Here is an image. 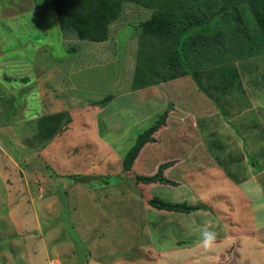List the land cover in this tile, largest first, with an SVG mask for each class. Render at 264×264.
Wrapping results in <instances>:
<instances>
[{"label":"rangeland","instance_id":"1","mask_svg":"<svg viewBox=\"0 0 264 264\" xmlns=\"http://www.w3.org/2000/svg\"><path fill=\"white\" fill-rule=\"evenodd\" d=\"M215 1L218 7L226 5L227 16L214 25L206 39L195 40V44L225 61L264 54V0ZM80 2L86 3L80 19L91 21L92 27L104 26L103 31L78 33L60 27L54 0H0V169L7 173L0 175V253L9 236L20 240L28 234L38 236L35 230L16 232V222L26 229L43 219L45 224L39 229L45 233L50 228L47 221H60V216L81 257H87L89 251L104 254L106 261L145 254L141 258L160 257L150 264H180L187 258L196 264L201 254L210 256L217 251V247L210 252L197 247L199 229L210 222L217 232L216 243L221 242L220 259L213 256L211 264H264V187L260 176L264 173V130L256 129V136H251L254 128H264V58L251 68V75L258 78L256 89L250 81L248 96L241 90L235 91L238 95L231 92L237 101L233 109L246 111L241 113L243 125L233 121L231 128L241 143L227 145L238 157L210 159L197 143L191 121L180 126L171 118L169 127L164 122L149 133V141L130 169L124 170L125 153L160 115L156 119L152 114L132 125V111L128 116L118 112L123 120L108 130L99 122L100 106L115 94L111 111L126 107L132 95H122L118 87L130 91L134 73L148 77V71L159 70L164 51L175 48L178 61H184L187 34L177 36L174 30L188 18L200 17L203 0H104L102 14L89 0ZM182 65L187 69V63ZM58 103L73 109L75 123L60 130L39 129L41 116L61 112ZM244 103L248 108H241ZM195 104L204 108L195 101L190 107L193 112H197ZM140 111L144 113L142 108ZM162 163L169 164L163 176L176 186L136 181L137 175H151ZM70 174L89 176V180L75 181ZM243 183L249 193L240 203L242 208L236 209L232 190ZM89 195L97 202L90 216ZM153 198L198 205L199 209L158 210L151 206ZM70 215L86 226L95 224L79 228L99 235L88 241L79 238ZM251 217L258 219L253 228L249 226ZM240 219L247 222V229L231 232L241 240H228V222ZM164 258L169 262L164 263ZM57 261L69 264L60 258L52 262Z\"/></svg>","mask_w":264,"mask_h":264},{"label":"crops","instance_id":"2","mask_svg":"<svg viewBox=\"0 0 264 264\" xmlns=\"http://www.w3.org/2000/svg\"><path fill=\"white\" fill-rule=\"evenodd\" d=\"M255 57L256 56L254 55L230 63L213 66L208 65L205 68H202L201 66L198 67V65H196L191 70V72L182 70L180 68L178 72L179 74L177 76L169 77L165 80L161 79L159 81L151 80L150 76L148 79V77L145 76L146 74L142 73L139 78V82L141 81L142 84H136L135 86V83H133L130 91L126 90L128 92L121 91L122 85L118 87L120 89L119 93L122 95H132V99L129 100V104L126 107H120V109L117 107L111 111L110 103L114 100L115 94H112V97L108 96L107 100L100 106L99 112L101 113V117H99L102 120L99 122L105 126V129L109 130L110 128L112 130V127L117 128L118 122L122 121L124 118L123 116H118V112L126 113L128 116L129 111H132L134 114L131 113L130 117L133 116L132 125H135L140 120L144 121V119L150 118L152 114H154L157 119V116L166 110L167 116L165 118V124H167L168 127V120L171 118H175L174 120L176 121L178 120L180 126L183 125V121H191L197 133V143L201 145L203 151L207 156H209L210 159L216 161L230 159L232 156L238 157L237 153H231V151L228 150L229 148L227 145L241 143V141L237 139L238 136H236L231 128H234L232 124L233 121L238 122L240 127L243 125L241 113L246 111H235L233 109V106L235 103L237 104V101H234V96L231 94V92L235 93V91L239 92L241 90L244 97L248 96L246 93V88H248L247 85L250 81L254 85L252 88L256 89L254 87L258 78L254 79V77L251 75V72L254 71L251 68L255 66V62L259 58H264V54L258 56V58ZM245 65L247 67H244ZM135 75H137V73L133 74V82H135ZM253 75L256 76L255 74ZM252 100L254 101L255 99ZM195 101L201 103L202 107L204 106L203 109L206 111H203V109L199 107L200 105L197 106L195 104V107H197V112H193L190 107L194 105ZM241 106L242 109L248 108L245 103ZM58 107V110L61 112L65 110L69 112V122L67 124L69 126L73 125L75 123L74 113L72 111L73 109L62 107L59 103ZM141 108L143 109L144 113H140ZM55 110L53 112H55ZM154 123L155 122L152 124ZM256 129H258L259 132L264 130V128L261 130L259 127L254 128V132L251 133V136H256ZM181 133L182 131L180 129L179 135H181ZM263 138L264 137H262L261 141H263ZM250 143H253V141ZM6 174L7 173L0 169V175L2 177H5ZM242 186L243 187H239L236 185L232 190V195L234 197L232 202L236 209L242 208L240 203L242 200L244 201L246 198L245 196H247L246 194L248 190H246L244 183ZM230 189L232 188L230 187ZM249 190H251V188H249ZM255 190L257 189L255 188ZM184 193L187 195L188 190L186 189ZM92 197L89 195V199L87 200V211L89 212V216L90 211L94 207H97V202H93ZM71 215L70 222L73 220L72 224L75 226V230L79 235V238H82L84 241H88L90 236L93 237L94 234L95 236L99 235L97 232L93 233V230L89 231L87 228H79L84 226H95V224H88L89 226H86L82 222L75 221ZM76 216L78 218L80 217L78 214H76ZM57 218H59L60 221H47V225L50 226V228L47 229L45 233L40 232L39 229L44 226L43 224H45L43 219H40V221H38L39 223H33V227H24L26 229L22 228L24 226L23 223L16 222L14 227L16 232L19 233L23 231L26 232L28 230H35V233L38 234V236L34 234H28L21 237L22 240L18 238L19 236L16 238H11V236L7 237L9 238L7 240L8 242L5 243L3 253H0V264H49L50 261H55L59 258L68 261L69 264H150L155 262V260L160 259V257H158L154 260V258L149 256L147 259L141 257H120L106 261L103 259L104 254H91L90 251L87 253V257H81L80 253L75 247L74 241L66 231L67 224H65V221L62 217L59 216ZM251 220L253 223L249 224V226L253 228L254 224H258V219H252L251 217ZM246 224L247 222H241V219L237 220L236 223L228 222L227 226L229 229L227 230V239L233 240L237 234L231 231H235V229H238L237 231H245L247 229L244 227ZM9 225L11 226V224ZM88 231L89 234H87V236L89 237L87 238L85 234ZM1 232L6 234V231L4 230H1ZM39 232L41 233L40 235ZM246 233L247 231L242 233L243 235H240L246 236ZM239 237L240 236H237L235 238H237L239 241L241 240ZM220 246L221 242L215 243L214 247H217V251L213 252V255L210 256L201 254L202 256L199 261L196 262V264H211L214 262L213 256H216L217 259H220L218 251L221 248ZM145 253L148 254L149 252ZM163 260L164 263L169 262H165L166 258ZM188 260L189 258L183 260L180 264H190Z\"/></svg>","mask_w":264,"mask_h":264},{"label":"trees","instance_id":"3","mask_svg":"<svg viewBox=\"0 0 264 264\" xmlns=\"http://www.w3.org/2000/svg\"><path fill=\"white\" fill-rule=\"evenodd\" d=\"M82 1V0H79ZM230 1V0H229ZM78 0H54L55 4V11L58 19L59 26L62 28H71L78 33H90L91 31L98 32L100 30H104L103 27L97 28L95 25L92 27L94 23L91 21L88 22H83L80 17H82V9L83 6H86V3H77ZM227 1H224V3ZM89 3L91 4L90 6L99 11V13H103V8L105 7L104 0H89ZM216 4L215 0H203V8H202V13L200 14V17L193 16L192 19H187V22L183 23L181 22V26L178 29H175L174 31L176 32V35L178 36L179 34H187L186 35V41L184 42L183 48L186 49L185 51V59L183 62H179L177 58V53L175 48L172 50V52H168L165 54V51L163 52V63L162 67H156L159 68V70H153L151 74V70L148 71V79L149 76L151 80H165L166 78L169 77H174L177 76L179 73L180 68L182 70L191 72V70L194 68V66L198 65V67L205 68L208 66L206 63L207 62H212L209 65H220V64H225V63H230L239 59H244L246 57L239 58V59H230V60H223V59H217V55H211L212 52H210V49L208 48H203L199 44L198 46L195 44V40L201 41L206 39L205 37L212 31L214 28V25H216L220 19L223 17L225 18L227 16V11H226V5H220L219 7ZM206 10V11H205ZM262 11L264 12V5L262 6ZM209 13V14H208ZM203 17V18H202ZM186 18V17H185ZM195 20L196 22H193ZM193 22V23H192ZM197 26V27H196ZM263 33H264V25H263ZM155 31L152 30V32ZM172 31V30H170ZM143 32H151L150 29H143ZM165 32H169V30H165ZM165 33V34H166ZM175 36V35H174ZM82 37V36H81ZM148 36H144L143 38H146ZM153 37V36H152ZM167 35L165 36V39H167ZM84 38V37H83ZM103 38L98 39L99 41L103 40ZM151 39L148 38L147 41H150ZM168 40V39H167ZM189 42L188 46L192 47H186L187 43ZM194 43V44H193ZM161 46V45H160ZM176 46V43H175ZM174 46V47H175ZM153 50V47H151V51ZM170 53V54H169ZM176 54V55H175ZM166 55H168V59L166 58ZM215 58L218 61H215ZM214 59V60H213ZM207 61V62H204ZM183 63H187L188 67L187 69L184 68L182 65ZM148 66V65H147ZM151 66V65H150ZM149 67V66H148ZM143 68V67H142ZM150 69L152 68L149 67ZM162 68V69H161ZM167 71V73H166ZM137 75H135V86L136 84H142V82H139L140 76H138V71L136 72ZM137 82V83H136ZM139 82V83H138ZM167 116V111H163L159 118L156 120V122L149 126L147 129H145L143 132L139 133L138 136L136 137L134 143L129 147L127 152L125 153L122 161V166L124 170L130 169L133 161L137 157L139 151L143 147V145L149 141V133H153L156 131L161 125L164 124L165 118ZM69 122V116L65 111L50 114V115H43L41 118L37 120V125L39 129H44L47 128L48 130L51 129H58L64 125H66ZM52 131V130H51ZM169 166L168 163H162L159 164L157 167V170L155 173L151 175H137L135 177L137 182H141L144 184L148 183H160V184H167L171 186H176L175 181L168 179L163 176L162 171ZM69 177L73 178L75 181H86L89 180V176H81L79 175H74L70 174ZM151 206L158 209V210H166V211H179V212H190L194 210H198L199 206L198 205H189L185 202H168L161 200L159 198H153L151 199ZM76 238V237H75ZM139 256H145V254H140Z\"/></svg>","mask_w":264,"mask_h":264},{"label":"clouds","instance_id":"4","mask_svg":"<svg viewBox=\"0 0 264 264\" xmlns=\"http://www.w3.org/2000/svg\"><path fill=\"white\" fill-rule=\"evenodd\" d=\"M217 239V232L213 230V225L209 222L199 229V239L197 247L205 252H210L214 249Z\"/></svg>","mask_w":264,"mask_h":264},{"label":"water","instance_id":"5","mask_svg":"<svg viewBox=\"0 0 264 264\" xmlns=\"http://www.w3.org/2000/svg\"><path fill=\"white\" fill-rule=\"evenodd\" d=\"M260 176H261V180H262V186L264 187V173H262Z\"/></svg>","mask_w":264,"mask_h":264},{"label":"built area","instance_id":"6","mask_svg":"<svg viewBox=\"0 0 264 264\" xmlns=\"http://www.w3.org/2000/svg\"><path fill=\"white\" fill-rule=\"evenodd\" d=\"M49 264H62V263H60V262H58V261L53 263L52 261H50Z\"/></svg>","mask_w":264,"mask_h":264}]
</instances>
